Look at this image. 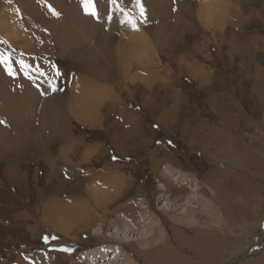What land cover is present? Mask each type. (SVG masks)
Returning a JSON list of instances; mask_svg holds the SVG:
<instances>
[{
    "label": "rangeland",
    "instance_id": "1",
    "mask_svg": "<svg viewBox=\"0 0 264 264\" xmlns=\"http://www.w3.org/2000/svg\"><path fill=\"white\" fill-rule=\"evenodd\" d=\"M61 1L0 0V264H160L177 227L264 264V0Z\"/></svg>",
    "mask_w": 264,
    "mask_h": 264
},
{
    "label": "bare ground",
    "instance_id": "2",
    "mask_svg": "<svg viewBox=\"0 0 264 264\" xmlns=\"http://www.w3.org/2000/svg\"><path fill=\"white\" fill-rule=\"evenodd\" d=\"M54 1V0H53ZM56 1H58V3H59V5L62 3V1L61 0H56ZM61 2V3H60ZM53 3V2H52ZM55 3H57V2H55ZM61 6H63V5H61ZM64 7V6H63ZM61 8V7H60ZM65 11H66V7H65ZM68 12V11H67ZM32 14H34V12H32ZM31 16V18H33V15H30ZM66 16H67V18H69L70 17V15L67 13L66 14ZM76 20L78 21V23L81 25L82 24V22H83V19H79L78 17L76 18ZM209 22V21H208ZM207 22V23H208ZM210 23V22H209ZM86 27H87V25L85 24V26L84 27H81V28H79V30L81 31V32H83V31H85L86 30ZM52 28V27H51ZM85 29V30H84ZM61 33H64V31H62ZM78 33H80V32H78ZM45 49V48H44ZM41 51V50H40ZM45 51V50H44ZM48 52V51H47ZM41 53H43L42 51H41ZM45 53V52H44ZM40 55V54H39ZM48 56V55H47ZM45 58V57H44ZM49 58V57H48ZM46 59H47V57H46ZM50 59V58H49ZM80 65V64H79ZM78 65V66H79ZM82 67V66H81ZM93 67V66H92ZM93 69V68H92ZM91 69V70H92ZM96 71V70H95ZM94 72V71H93ZM97 74H98V72H96ZM100 76V75H99ZM4 91H6L5 90V88L3 87V82L2 81H0V92H4ZM48 92L50 93L51 91H49V89H48ZM54 99V98H53ZM53 102H54V100H53ZM52 106V105H51ZM52 108H54L53 106H52ZM55 114V113H54ZM57 114V113H56ZM55 116V115H54ZM54 119V118H53ZM82 119V118H81ZM211 134V133H210ZM205 136V135H204ZM212 137H216V134H213L212 133V135H211ZM206 137V136H205ZM236 147H237V150H238V153L241 155V157H243L244 155L245 156H248V159L246 160V162H248V165L249 166H252L251 164H253V166H256V164H257V160H258V158H256V159H254V158H252L251 157V153H250V150H246L247 148H243V146H238L237 144L235 145ZM243 148V149H242ZM42 151V150H41ZM245 158V157H244ZM221 175H223L224 177L223 178H225L226 177V173L224 172V173H221ZM165 179V178H164ZM226 179V178H225ZM78 180V179H77ZM228 181V180H227ZM226 181V182H227ZM244 181V180H243ZM106 183H108V181H106ZM236 183V182H235ZM241 183V182H240ZM242 184V183H241ZM245 184V183H244ZM109 185V184H108ZM232 186V185H231ZM228 188V187H227ZM246 188H247V186H246ZM236 189V188H235ZM228 190V189H227ZM232 191V190H231ZM222 192V191H221ZM230 191H226V189H225V191L223 192V195H222V198H221V201H220V204L221 205H223V206H225L226 208H230V205H232L231 203H230V197H229V195H230V193H229ZM92 194V193H91ZM222 194V193H221ZM233 194V193H232ZM63 198V197H62ZM98 201V200H97ZM209 207V206H208ZM224 207V208H225ZM128 208V207H127ZM234 208H238L236 205L234 206ZM241 210V209H240ZM233 211V210H232ZM239 211V210H238ZM243 211V210H242ZM88 213V212H87ZM90 214V213H89ZM234 214H235V216L237 215V211L235 212V211H233L232 212V216H234ZM62 215V214H61ZM80 216V215H79ZM136 216H137V214L135 213V212H131V211H129V209H125V211L123 212V214L120 216V218L119 219H117L118 220V222L119 223H121V225L123 226L122 228L123 229H126V227L127 228H129L128 227V225L130 224V220H134V219H136ZM75 219V218H74ZM59 220V219H58ZM61 221V220H60ZM59 221V222H60ZM129 222V224L127 225V224H125V223H128ZM50 223V222H49ZM54 225V224H53ZM127 225V226H126ZM122 229V230H123ZM219 229H221V228H219ZM120 230V229H119ZM119 230H117V231H115V233H117L118 235H122V234H124V237L123 238H125L126 237V234H125V232H124V230L123 231H121L120 233H119ZM194 230V229H193ZM187 231V230H186ZM181 232H183L182 231V229L181 228H176L175 229V231H174V233H175V239H176V243H177V251L175 252V251H173L169 246H167L166 244H163V242L157 247H153L152 248V251L155 253V255H157L158 257H157V259H159L160 261H159V263L160 264H203V262L206 260V259H212V258H215L214 257V255H213V251H214V248H215V246L217 245V243H211L208 239H206V240H208L207 242L204 240L203 242H201L200 241V239L197 241L196 239H192V240H190L189 241V243H188V245H187V248L191 251V253H192V255H191V257H185V256H183V255H181V253H180V251L184 248V243L186 242L185 241V239H184V237H183V239L184 240H182V237H181ZM114 237V235L112 234V238ZM116 237V236H115ZM193 238L195 237V236H192ZM121 238V237H120ZM122 238V239H123ZM186 238V237H185ZM228 242V241H227ZM222 244V243H221ZM219 247H220V245H219ZM217 248V247H216ZM151 251V252H152ZM183 252H184V250H183ZM97 253L98 252H95L94 250L93 251H91V255L92 256H95V255H97ZM99 253H101L100 251H99ZM217 253V252H216ZM215 253V254H216ZM233 258V257H232ZM234 259V258H233ZM203 261V262H202ZM245 264H252V262H246Z\"/></svg>",
    "mask_w": 264,
    "mask_h": 264
},
{
    "label": "crops",
    "instance_id": "3",
    "mask_svg": "<svg viewBox=\"0 0 264 264\" xmlns=\"http://www.w3.org/2000/svg\"><path fill=\"white\" fill-rule=\"evenodd\" d=\"M240 146V145H239ZM233 147H236L235 145L233 146ZM235 155L238 157L239 155H237V153H235ZM235 155H233L234 157H236ZM236 157V158H237ZM244 164H246L247 165V163H245L244 162ZM247 167H249L250 169H254V168H251L249 165H247ZM262 169V168H261ZM254 170H258V168L257 169H254ZM225 172H226V179L224 178L223 179V185H221V183H220V185L219 186H217V189H219V188H225L226 189V191H230L229 193H230V195H229V197H230V202H232V199H234L233 197L234 196H237V195H243V197H245V198H247L246 199V201L249 203H253V202H256L257 201V194H256V192L252 189V183L251 182H249L248 180H244L243 181V179H241V178H239V179H237V178H235L234 176H232L231 174H229L226 170H225ZM232 177V178H231ZM237 177V176H236ZM228 180V181H227ZM227 181V182H226ZM236 182V183H235ZM242 184H241V183ZM245 183V184H244ZM232 185V186H231ZM246 186H247V188H246ZM228 187V188H227ZM255 187V186H254ZM236 188V189H235ZM228 189V190H227ZM232 190V191H231ZM215 192H216V190H215ZM233 193V194H232ZM232 204V203H231ZM236 205V204H235ZM234 204H232V205H230V208H231V210H233V211H238V208H234V206H235ZM240 205V204H239ZM237 206V205H236ZM239 207H243V208H241L243 211H247V209L245 208V206L244 205H241V206H239Z\"/></svg>",
    "mask_w": 264,
    "mask_h": 264
},
{
    "label": "snow or ice",
    "instance_id": "4",
    "mask_svg": "<svg viewBox=\"0 0 264 264\" xmlns=\"http://www.w3.org/2000/svg\"><path fill=\"white\" fill-rule=\"evenodd\" d=\"M111 3L113 5H116L117 10H119L121 12L124 11V9L121 8L117 4V0H111ZM82 4H83V7H84V10H85L86 14H89V15H92V16H96L98 14L97 13V9H96L95 0H82ZM141 15H143V8L142 7H141ZM109 19H111V16H109ZM129 23H132V21H129ZM133 27L135 28V24H133ZM8 59H9L8 57H0V63H7ZM9 74H11L10 70H9Z\"/></svg>",
    "mask_w": 264,
    "mask_h": 264
}]
</instances>
